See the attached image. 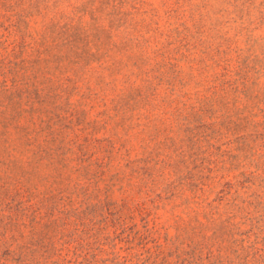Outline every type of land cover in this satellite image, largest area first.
<instances>
[{"label": "rangeland", "instance_id": "obj_1", "mask_svg": "<svg viewBox=\"0 0 264 264\" xmlns=\"http://www.w3.org/2000/svg\"><path fill=\"white\" fill-rule=\"evenodd\" d=\"M0 264H264V0H0Z\"/></svg>", "mask_w": 264, "mask_h": 264}]
</instances>
